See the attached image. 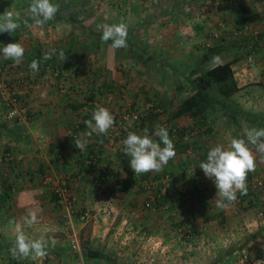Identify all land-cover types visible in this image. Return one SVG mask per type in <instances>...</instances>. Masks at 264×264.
Segmentation results:
<instances>
[{"label": "crops", "instance_id": "crops-1", "mask_svg": "<svg viewBox=\"0 0 264 264\" xmlns=\"http://www.w3.org/2000/svg\"><path fill=\"white\" fill-rule=\"evenodd\" d=\"M56 1L51 0L58 11L70 7L62 0ZM88 1L84 5L94 7L98 0ZM153 1L107 0L103 2L106 18L98 23L94 20L86 22L70 12L71 19L62 13L56 14L52 20L37 27L29 13L32 0H0V16L12 11L20 24L13 33L0 32V48L18 41L25 49L19 67L29 68L32 60H38L39 69L35 75L44 85L42 88L37 82L30 87L40 90H36V96L27 106L33 113L29 124L0 123V157L11 152L17 158L11 162L0 160V255L12 254L15 225L19 224L30 239L48 241V249L46 256L34 262L16 260L17 264H48L52 256L64 257L67 244L58 231H61V222L72 220L77 233L85 237L86 248L90 250L87 258L94 261L99 260L95 254L103 250L101 254L106 257L108 252L128 254L130 251L137 258V264H234L243 253L248 256L244 264H264L262 192L253 189L242 198V202H227L226 207H219L214 181L206 177L199 167L206 161L207 152L212 147L217 144L227 146L233 138L246 140L244 133L248 129L264 128V0H246L252 12L257 14L250 22V27L258 32L253 45L254 65L246 69L244 57L239 58L237 51H232L231 57L227 55L226 59L223 56L209 62V66L231 62L238 87L231 99L238 109L249 112L250 116H229L227 109L214 102L215 106L207 115L199 118L175 113L181 101L194 91L195 87L190 84L200 54L183 48L184 45L178 46L181 45L178 40H182L176 29L178 23L163 20L165 17L157 12ZM72 3L78 6L84 1L73 0ZM121 22L128 28L126 42L133 39L138 45L128 47L126 43V47L114 49L111 40H101L102 32L101 35L94 32L95 27ZM200 31L196 30L193 38L196 40L192 42L204 41L198 34ZM46 52L53 53L51 59H43ZM61 53L66 56L64 61ZM122 56L131 61L134 66L131 70L136 71L139 81L130 79L129 86L125 87L122 86L124 82L113 83L106 77L107 80L103 79L99 86L93 85L92 73L95 74L97 69L104 74L116 72L113 69L119 65L113 62ZM234 58L237 59L232 60ZM8 62L14 61L0 54V67ZM55 62H66L65 66L84 70L85 76L91 75L89 83L84 82L83 90L88 87L89 96L96 102L93 107L104 106L113 116L128 107L147 111L152 100L156 101L153 104L162 105V115L146 114L142 123L132 125V132L142 134L144 129H148L153 135L161 121L168 122L177 129V133L181 131L176 138L169 133L176 142V156L159 172L135 175L130 167V157L125 154V146L119 139L109 145L105 140L106 134L85 135L90 131L85 121L92 118V113L81 109V99L73 102L68 99L70 95L58 93L62 92L59 85L53 84L50 88L45 85ZM14 72L10 69L4 74L18 83L20 78ZM158 74L162 75L161 85H157L155 79ZM166 80L167 84L162 85ZM123 87L129 96L117 98ZM101 94L107 95L106 98L100 99ZM96 97L99 102L94 100ZM251 114L260 116L261 120ZM72 133L76 138L87 139V147L97 154L98 166L80 162L79 149L74 143L76 138L71 137ZM153 139L159 138L153 135ZM188 147L193 150V156L185 152ZM249 147L256 157V168L247 174L246 180L264 171V159L255 146L249 144ZM100 169L103 170L105 191L112 196L110 216L104 214V200L95 193L90 181ZM197 174L202 177L201 184ZM165 175L169 176L170 183L166 193L159 197V206L156 209L145 208L146 193L138 184L139 180L153 181V188L159 192L160 181ZM60 178L67 182L64 196L72 204L70 209L58 202L52 188ZM85 210L89 213L86 225V222L79 221ZM32 211L36 212L37 220L29 226L24 224V217ZM52 239L55 240L54 246ZM131 242L138 243L139 248L129 247ZM141 252L147 257H140ZM11 259H0V264H10Z\"/></svg>", "mask_w": 264, "mask_h": 264}, {"label": "clouds", "instance_id": "clouds-1", "mask_svg": "<svg viewBox=\"0 0 264 264\" xmlns=\"http://www.w3.org/2000/svg\"><path fill=\"white\" fill-rule=\"evenodd\" d=\"M58 7L51 0H32L29 5V13L37 27L43 26L47 21L52 20ZM27 25V22H25ZM30 27V25H27ZM20 27L12 11H7L0 16V32L13 33ZM128 36L127 25L123 22L113 25H103L101 40L103 42L112 41V48L126 47ZM25 49L17 41L11 42L0 48V54L5 59H11L16 64L21 63ZM52 52L44 53L43 59H51ZM63 61L66 59L64 53L60 54ZM214 59H219L215 57ZM39 61L32 60L29 68L38 71ZM114 116L104 106H98L92 113V118L85 121L90 131L85 135L90 137L93 133L97 135L107 134L108 130L114 126ZM153 135L159 139H153ZM150 135L148 129H144L142 134L128 132L124 139V152L130 157V167L135 175L159 172L176 156L173 140L169 136L166 127H157L154 134ZM244 138H233L225 146L217 144L207 152L206 161L199 164L206 177L214 181L216 187V200L219 207H226L227 202L237 200V192L246 195L247 174L256 168V157L249 144L255 146L264 159V128L248 129ZM75 146L83 151L87 146V139L76 138ZM163 145V146H162ZM37 220L36 212H29L24 217V224L31 226ZM14 246L10 249L14 257H31L33 260L47 255L48 241L43 238L30 239L23 231L21 225H15ZM55 245V240H51Z\"/></svg>", "mask_w": 264, "mask_h": 264}, {"label": "rangeland", "instance_id": "rangeland-1", "mask_svg": "<svg viewBox=\"0 0 264 264\" xmlns=\"http://www.w3.org/2000/svg\"><path fill=\"white\" fill-rule=\"evenodd\" d=\"M60 1V0H57ZM56 1V2H57ZM73 0H62V2L65 5H70V7L68 8H64V10L62 11V13L64 15H66V17L68 18V15L71 16V14H76L79 18H81L82 20H85L87 22V20H94L96 23L105 20V16L104 14L106 13V11L104 10L103 7V2L107 0H98L95 1L94 7H92L93 5H90L89 7L84 5L87 4L89 1L88 0H80V1H84L83 5H73L72 3ZM143 2H148V0H142ZM54 2V3H56ZM213 2H215V0H154L152 2V5L155 7V5L157 6V12H159V14L161 15V17H165L163 20H168V21H172V22H177L179 27H177L176 29L179 30V38H182V40H178V43L181 42V45L178 46H182L184 45L183 48H188L191 49L192 51H194L195 53L199 52V54L202 53V51L204 50V48L206 47H211L213 45H219L222 47V53L220 54L219 57H223L224 59H226V56L228 55L229 57H231V53L232 51L237 53L239 52V58H245L246 54L249 53L250 51H255V48L253 47H249L251 45V43L249 42L248 39V31L254 30L253 27H250L249 25L248 29H241V26H236V24L234 23L233 20V15H230L228 12L226 11H220L215 7V4H213ZM170 3V4H169ZM171 5V7L169 6ZM145 6V5H144ZM76 9L72 10L71 8H75ZM147 8V7H146ZM172 8V9H171ZM71 12V14H69ZM156 12V13H157ZM222 14H227V15H222ZM102 25V23H101ZM193 26L195 28V30H193ZM103 26H99V27H95L94 32L97 35H101ZM201 29L200 33L202 37L204 38L202 42L199 43H194L192 42L195 36H196V30ZM241 30L242 33H240V35L235 36L234 32H237ZM184 32V33H183ZM198 40V39H197ZM128 44V47H132L134 44H137L136 40L131 42H126ZM139 44V43H138ZM137 44V45H138ZM181 48V50L183 49ZM200 49V50H199ZM131 54L132 51L130 49H128ZM227 57V58H229ZM237 58H234L232 60H235ZM98 60V59H97ZM231 60V61H232ZM101 62V61H100ZM10 63V62H8ZM57 67L61 70V73L59 76L57 77H53L51 74L47 76V79L50 80L48 82L49 83L47 86L48 88H50V86H53V84L55 86L60 87V89H62V92L59 91V89H57L59 92L58 93H62L65 96L70 95L68 99L72 100L73 102L76 99H81L80 103H81V109L82 110H88L86 112L89 113H93L94 110L98 107H93L96 106V102H91L89 104V102L86 101V98L89 97V95L91 93L88 92V87L86 88V90H83V85L84 82L87 81V83H89V80H91V75L90 76H85L84 70H79V73L76 74L75 76H70V74H65L67 73L66 71H68V69H70L69 66H65L63 65V63L61 62H55ZM114 65H119L118 68L115 67L116 72H110L111 73H106L104 74V72H102V70H98L94 73H92V78L93 80H95V82H93V85H100L101 81L107 80L106 77H108L109 81H112L113 83L119 84V82H124L122 83L125 87L129 84L128 82L130 81V79L132 81H139V76H136L135 74V70H131V68H133V64H131V61H129L128 59H126L125 56H122L120 59H118V61L113 62ZM210 63H207L204 68H206L207 66H209ZM200 63L198 61L197 63V67L193 70H195L197 72V70L203 69L202 67H200ZM19 67V65H18ZM20 69H16L14 70V73H17L18 70H30V68H24V67H19ZM77 69V68H76ZM32 70V69H31ZM118 70V71H117ZM65 72V73H64ZM195 72V73H196ZM236 72V70H235ZM91 73V72H90ZM134 73V74H132ZM95 76V77H94ZM165 76V75H164ZM32 77L33 80L32 81H27V80H23L21 82V87L18 89H21L22 91V95H23V99L25 101V104L28 106V103H30V101L32 100L31 98L36 96V90H40V89H35L32 90L30 87L31 85H34L35 83L38 82L39 86L44 88V85H42V81H39L36 79V75H35V71L32 72ZM144 77V76H142ZM150 77V76H149ZM161 77L162 75L158 74L155 76V79H157V85H161ZM166 77V76H165ZM195 77V74L193 75L192 79ZM0 78H5L7 81L11 82L12 84H16L15 82H13L12 77H7L6 74H1ZM15 79V78H14ZM169 79V78H168ZM146 80V79H145ZM172 80V79H171ZM115 81V82H114ZM149 81V79H147V82ZM167 84V80L166 83H162V85H166ZM30 85V86H29ZM137 86L140 85V83H136ZM192 86V84H190ZM129 86V85H128ZM125 87H123L122 89L119 90L118 94H117V98H127L129 95L126 92ZM122 90V91H121ZM155 91V88L153 89V92ZM100 95V94H97ZM102 95V94H101ZM107 95H102V97L100 99H104L106 98ZM94 100L98 101V97L94 98ZM233 100V98H232ZM99 102V101H98ZM152 102H156V101H150L149 104H151ZM98 105V104H97ZM162 106V105H161ZM29 107V106H28ZM149 107V106H148ZM129 109H135V110H139V111H145V110H140L138 108L135 107H128L125 110H121L117 113H115L114 115V120L119 118L124 112L128 111ZM147 109V108H146ZM28 112L31 114V118L33 119V113L32 110L28 109ZM245 117V116H244ZM1 119V118H0ZM31 119V120H32ZM260 119V118H259ZM16 123L19 122L17 120H11V119H1L0 123ZM21 123L25 124H29L30 121H23ZM108 133V132H107ZM107 135V134H106ZM105 135V136H106ZM54 180V179H53ZM52 183L54 184V182L52 181ZM57 184V182L53 185L52 188H55V185ZM17 219V218H16ZM80 223L81 220L79 219ZM88 221V220H87ZM86 221L85 225L88 223ZM75 227V225H74ZM77 228V227H76ZM60 232L62 235V239L66 242L65 244V250L64 253L65 255H63L64 257H62L61 255L58 257H50L47 261L48 264H75V261L77 259L76 253L71 249L70 246V229L68 227V223L65 222H61L60 224ZM84 234V233H83ZM7 238V236L5 237ZM80 238V246L82 248V253H83V248H86L87 246L85 245V237L79 235ZM144 241V238L141 240V242ZM138 243L131 242V245L129 247L133 248V246H136L137 248H139V246H137ZM150 247V246H149ZM100 253L103 252L99 251ZM108 252V251H107ZM115 252H118L115 251ZM149 252V251H148ZM113 253V251H112ZM124 253V252H123ZM111 254L110 252H108V256H107V260H103L101 258H98L99 260L94 261L91 258H87L84 254H83V259H84V263L85 264H137L135 263V261L137 260V258L133 257L132 252L130 253V251L128 252V254ZM131 254V256H130ZM140 257L146 258L147 256L141 252ZM9 259V258H14L18 261L21 262H34V260L31 257L28 258H24V257H14L12 254H10L8 256V254H3L0 255V259Z\"/></svg>", "mask_w": 264, "mask_h": 264}, {"label": "built area", "instance_id": "built-area-1", "mask_svg": "<svg viewBox=\"0 0 264 264\" xmlns=\"http://www.w3.org/2000/svg\"><path fill=\"white\" fill-rule=\"evenodd\" d=\"M241 29H248V26L244 25ZM241 30L234 32V35H240ZM248 35L251 37V47L252 45L255 44V42L258 39V32L255 30H249ZM255 63L254 55L253 52L250 51L249 53L246 54L244 58V65L246 69H250ZM16 70L20 69L18 67V64L15 62H10L7 65L0 67V75L5 73L6 71L9 70ZM32 72L33 70H18V77L19 82L16 84H12L11 82L7 81L5 78H0V118L1 119H11V120H17L19 122L23 121H30V116L28 115V107L25 104L23 100V95L21 89H18V85L21 84V82L25 80L32 81ZM50 74L54 77H57L60 75L61 70L55 65L51 66L49 70ZM67 74H70V76H75L76 74L79 73L78 69H73L70 68L68 71H66ZM48 80V79H46ZM50 81V80H48ZM45 82V85H48L51 82ZM88 102V101H87ZM90 104V102H89ZM149 106V107H148ZM147 106V111L149 112L150 110H153L154 112H157L159 114H163V108L160 105L156 104H148ZM147 111H139L135 109H129L128 111L124 112L119 118L115 119L114 126L108 130L107 135L105 136L106 143L109 145H113L114 142L119 139L122 143L124 139H126L128 132H132V125L133 124H139L143 122V119L145 118L146 114L148 113ZM166 127L168 132L171 134L173 138L177 137V129L173 128L168 122L166 121H161L159 127ZM185 134H189L186 132ZM71 137H76V134L72 133ZM186 137V136H184ZM174 146L176 147V142L173 140ZM80 153H85L84 150L81 151L79 150ZM185 152L189 154L190 156H193V150L188 147L185 149ZM0 160L6 161V162H11L13 160H17L16 157L13 156L11 152H5L2 154L0 157ZM86 164H90L93 166H98V159L97 156H92L89 155L88 159L84 161ZM102 169H100L98 172L93 174L91 176V185L95 190V193L97 195L102 196V199L104 200L103 202L105 203L104 205V214L106 216L111 215V204H112V196L108 194L105 191V182L102 177ZM197 180L199 181V184H201L202 177L197 174L196 175ZM51 178H48L45 180H50ZM169 176L165 175L164 178L160 181V190L155 191L153 188V181L149 180H139L138 184L141 185V187L144 189L146 196L143 202V205L145 208H150V209H156L160 202H159V197L161 194H165L167 188L169 187ZM67 182L64 178H60L57 181V184L55 185L54 188V193L58 196V202L60 204H63L66 206L67 209H70L71 203L66 199L64 196V191L66 189ZM246 186H247V193L246 195L249 194L250 191L253 189H259L262 194L264 195V171L261 174L253 175L250 176L246 180ZM246 195H241L239 192H237V200L236 202H242V198ZM89 217L88 211H84L80 215V220L82 223H85ZM68 227L70 229V246L71 249L76 253L77 259L75 261V264H85L84 259H83V253H82V248L80 246V238L79 234L77 233L72 220H68ZM189 236V234H187ZM248 261V256L246 254H241L235 261L234 264H244L245 262Z\"/></svg>", "mask_w": 264, "mask_h": 264}, {"label": "trees", "instance_id": "trees-1", "mask_svg": "<svg viewBox=\"0 0 264 264\" xmlns=\"http://www.w3.org/2000/svg\"><path fill=\"white\" fill-rule=\"evenodd\" d=\"M213 4H215V7L218 10L226 11L230 15H233L234 23L241 27L244 25L249 27L247 24H250V22H252L257 17V14L252 12L246 0H215ZM59 11L56 13L57 15L61 14L63 10L60 12ZM68 18L71 19L72 16L68 15ZM248 39L251 43V37L249 35ZM221 53L222 47L217 44L204 48L202 53L199 55V63L200 66L202 65L203 69L197 70L195 77L192 79V86L195 87L194 91L181 101L175 113L176 115L183 114L198 118L205 117L208 111L211 110L212 106L215 104L214 102H218L220 106H222L224 109H227L229 116H250L249 112L238 109L231 99L233 93H235L238 89L237 81L231 68V62L226 61L223 63H217L209 66L208 68H204L203 66L204 63L207 64L213 61L215 57H219ZM55 65L56 63H53L52 66ZM63 65H66V62L63 63ZM86 101L91 103L93 102V99L91 96H89L86 98ZM147 114L148 116L161 115L157 112H154L153 110H150ZM28 115L30 116L31 120L32 118L29 112ZM251 116H254V118L258 117L261 120V117L258 115L251 114ZM251 121L253 122V119ZM178 134H181V131L178 132ZM84 152L85 153H80L79 151L78 155L80 162L83 161V163L86 159H88L89 155L94 157L97 156V154L92 152V150L87 146L84 149ZM89 251V249L83 248V254L86 257H90ZM95 256L103 260H107V257L101 253H96ZM10 264H17L16 259L12 258Z\"/></svg>", "mask_w": 264, "mask_h": 264}]
</instances>
